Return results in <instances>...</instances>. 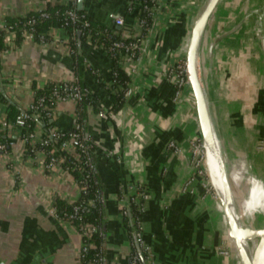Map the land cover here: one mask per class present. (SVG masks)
Masks as SVG:
<instances>
[{
  "label": "crops",
  "instance_id": "obj_1",
  "mask_svg": "<svg viewBox=\"0 0 264 264\" xmlns=\"http://www.w3.org/2000/svg\"><path fill=\"white\" fill-rule=\"evenodd\" d=\"M199 1L157 0L153 29L142 34L137 27L139 9L134 5L128 10L130 0H82L81 9L95 25L113 29L120 40L140 42L136 58L129 64L120 60L130 83L117 113L112 112L108 91L112 58L89 39L77 41L75 53L66 32L52 29L47 42L25 40L0 56V93L7 101L0 102V122L9 104L25 111L33 100V86L47 83L79 80L95 103L59 102L49 122L66 130L80 120L94 145L106 229L103 264H128L132 242L123 210L125 194L131 195L136 186H143L147 196L140 227L151 255L148 264H234L218 253L226 221L209 173L199 175L191 165L190 146L201 139L194 99L189 84L176 96L173 81L175 66L185 59ZM233 2L224 1L215 9L208 39L217 34L221 39L210 60L208 41L203 48L202 39L199 78L226 173L227 158L232 163L242 155L250 178L256 174L263 179L252 153L262 134L264 43ZM48 4L70 6L77 0H0V27L6 18L42 11ZM109 14L122 18L123 24L115 25ZM9 135L8 143L13 144L0 151V262L79 264L81 234L51 214L54 197L67 202L78 198L74 180L59 166L44 171L43 156L29 157L16 131ZM170 142L178 151L168 147Z\"/></svg>",
  "mask_w": 264,
  "mask_h": 264
},
{
  "label": "trees",
  "instance_id": "obj_2",
  "mask_svg": "<svg viewBox=\"0 0 264 264\" xmlns=\"http://www.w3.org/2000/svg\"><path fill=\"white\" fill-rule=\"evenodd\" d=\"M138 2V19L143 20V31L151 28L155 13L153 12L154 4L150 0H137ZM134 3V1H133ZM147 7V10L144 9ZM73 10L78 16L85 15L82 9H78L76 5L62 6V5H47L42 11L30 12L23 17L6 18L4 24L0 27V56L3 52L13 48L19 47L26 39V34H31L33 39L37 43H45L49 39V32L52 29H63L69 37V44L74 52L76 53L77 41H85L89 39L92 44L104 47L112 58V81L108 86L109 99L111 101L112 112H119L125 103V97L128 92L130 83L129 75L125 70L120 67V56L119 51L112 52L111 46L115 41L120 40V34L115 33L113 29L105 26L95 25L89 18L85 17L76 20L72 23L69 17L66 15V11ZM45 14V17L42 16ZM84 21L89 23L88 27H83ZM137 41V40H136ZM135 41L125 40L124 43L129 44ZM74 59L76 56L74 55ZM76 66H79V62H75ZM77 78V77H76ZM70 85L76 86L80 90L81 99L79 105L92 104L93 101L86 95L84 88L81 86L79 80L72 81ZM63 83H47L42 88H36L33 86V102L35 103L38 99H43L44 106L55 108L58 100L52 95L55 88L62 87ZM0 102H6V99L0 93ZM98 110V109H96ZM37 118H30L25 121L24 125H14L16 117L21 113L15 105L9 104L6 114V122L8 126L2 128L0 125V144L4 145V150L7 151L8 140L11 138L10 132L16 131L18 137H23L27 133L33 132L34 128L40 124L42 126V136L47 140L46 146L35 145L36 149L44 150L49 152L51 149L57 148L59 144L64 140L63 138H52L47 136V130L53 127L50 123V118L44 115V112L40 109L34 110ZM59 132L73 133L77 132L84 140V144L87 148L88 157L92 162V167L86 163L87 157L80 154L78 151L75 152H60L56 151L55 156H61L63 158L62 167L72 177L78 187L83 188L78 198L73 202H67L62 198L54 197L52 199V207L55 209L56 214L59 218L67 219L69 214L74 212L73 208L80 206L78 214L73 219H67L69 224L73 226L82 237V244L84 250L82 251V257L79 259L80 264H94V260L99 255H103V248L105 242V222L102 212V201H101V186L98 180L95 168L93 166L92 153L94 151V145L89 141L85 134L83 123L78 120L75 127H71L66 130L58 129ZM86 141V142H85ZM26 148H29L28 143L25 144ZM29 155L28 153H25ZM143 186H136L134 192L128 196L127 206L129 211L123 216L124 226L130 237L131 242L133 241L132 231L135 229L133 218L140 215L139 206L137 203V193H143ZM99 196L100 199L93 206L89 205L91 199ZM139 204L142 200L138 199ZM88 227H94L95 230L87 234ZM132 252L139 255L141 262L139 264H146V261L150 260L149 253L141 248L132 246ZM103 263V257H102Z\"/></svg>",
  "mask_w": 264,
  "mask_h": 264
},
{
  "label": "built area",
  "instance_id": "obj_3",
  "mask_svg": "<svg viewBox=\"0 0 264 264\" xmlns=\"http://www.w3.org/2000/svg\"><path fill=\"white\" fill-rule=\"evenodd\" d=\"M133 1H134V3H133ZM150 1L154 4V8L152 10L155 13L157 0H150ZM134 5H138L137 0H130V5L128 7V10H132ZM144 9L147 10V7L144 6ZM66 15L69 17V19L72 23H74L76 20H78L80 18L85 17V15L78 16L76 14V12H74L73 10L66 11ZM42 16L45 17V14H42ZM108 17H109V19L114 21L115 25H117V26H121L123 24V19L120 17H116L113 14H109ZM143 24H144V21L138 19L137 27L141 33L143 31V27H142ZM82 26L88 27L89 23L87 21H84ZM153 26H154V21H153L151 28H148L147 30H145V33H147V34L150 33L153 29ZM25 40L34 41L33 36L31 34H26ZM124 41L125 40L121 39L119 41L113 42L112 46H111V50L114 53L117 50V51H119V53L123 54V57L121 59H123V61L125 63L129 64L132 61V59L137 57V53L140 50V42H139V40H137L135 42L126 44V43H124ZM185 51H186V47H185ZM173 81H174V84L176 87L175 94H176V96H178L180 91L188 85L185 59L180 60L177 63V65L175 66V70H174V74H173ZM52 95L56 98V100H58V103L59 102H65V101H74L75 103H79V101L81 99V94H80L79 88L76 86L70 85L69 83H63L62 87L55 88L53 90ZM42 104H43V99H38V100H36L35 103L32 100V102L27 107V109L25 111L21 112L16 117V119L14 121V125L21 126V125H24L26 120H28L30 118H37L38 116L35 114V112H33L34 110H37V109L42 110L44 112V115L51 119L53 117V113H54L55 108H50V107L44 106ZM0 125L2 128H5L8 126V123L6 122V120H4V121L0 122ZM47 136L50 139H52V138H55V139L63 138L64 140L59 144V146L57 148L51 149L49 152H45L44 150H41V149H36L35 145L38 144L40 146H46L48 143L47 140H45L42 136V126L40 124H38L34 128L33 132L27 133L23 137H19V141L22 143V145L24 147L23 151L25 153H28L29 157H36L37 158L38 154H41L43 156L42 160L40 162V166L44 171H50L52 169V167H54V166H59L62 170L66 171L61 166L63 163V158L60 155L59 156L54 155L56 151L68 152V153L78 151L80 154L87 157L86 163L89 165V167H92V162L88 157L87 148L84 144V140L80 136L79 133H77V132H73V133L59 132L57 128L52 127V128L47 130ZM26 143H28L30 145L29 148H26V146H25ZM12 144L13 143L10 142V143H8V146H10ZM4 147H5L4 145L0 144V151H3ZM168 147L173 149L174 151H178L176 145L173 142H170L168 144ZM261 149L264 150V139L261 143ZM190 155H191V165L195 169L196 173L199 175L206 174L207 172H206V167H205V163H204V151H203L201 139H196L194 142H192V144L190 146ZM76 186H77L79 194H80V192L83 190V188L78 187L77 184H76ZM136 197H137L136 201L138 203L140 214H141L142 208H143V203H144V200L146 199L147 196H146L145 192H143V193H137ZM139 198L142 200V203H140V204L138 201ZM99 199H100L99 196H95V198L90 200L89 205L93 206L96 202L99 201ZM79 209H80V206L74 207L73 208L74 212L72 214H69L67 216V219L75 218L78 214ZM128 209H129V207H128ZM127 213H128V210H127V205H126L125 209L123 210V216L126 215ZM51 214H52V217L54 219L69 224V221L67 219H63V218L58 217V215L56 214V211L53 207L51 208ZM133 222L135 224V229L132 231V234H133L132 246L134 245L136 248H141V249L145 250L146 252L149 253V257H150L151 255H150L149 248L144 244V242L141 239L140 215L133 218ZM94 230H95L94 227L93 228L88 227L87 234H90L91 231H94ZM84 249L85 248L82 244L80 252L78 254V261L82 257V251ZM220 254L225 255V252H220ZM140 262H141V259H140L139 255L137 253L131 251V253L129 255V259H128V264H139ZM148 262L149 261H146V264H148ZM94 264H103L102 263V257L100 255V253L96 257V259L94 260Z\"/></svg>",
  "mask_w": 264,
  "mask_h": 264
},
{
  "label": "rangeland",
  "instance_id": "obj_4",
  "mask_svg": "<svg viewBox=\"0 0 264 264\" xmlns=\"http://www.w3.org/2000/svg\"><path fill=\"white\" fill-rule=\"evenodd\" d=\"M224 1L228 2V0H223V1L220 0L218 4H222ZM233 1H234L233 3L237 4L236 6L238 7L239 11H244L243 15L245 16V19L248 20L249 22H252L253 24L252 31L255 34V36L260 38L262 43H264V0H233ZM204 2L205 0L199 1L198 9L201 8ZM214 12L211 15V17L208 19L207 25L205 27V32L203 37V48L206 44V41L209 40L208 38L210 33L207 32L208 31L207 26L209 25L210 19L213 17ZM261 127H262L261 128L262 134L256 144V151H253L252 153V159L255 160L256 163H258V171H257L258 176H260V178L263 179L250 178V173L248 172V167H247V161L244 157H242V155H238L234 157V161L232 163L229 161L227 157H225L227 158V163H228L227 177H228L230 189L234 196L235 207L237 209V212H239L238 213L239 216L240 213L243 216V218H241L242 227L249 229H259L262 228L264 225V150L261 149V143L264 139V114L262 117ZM204 163L206 167V161ZM229 167L231 169H229ZM257 183L259 184V186L255 185ZM251 191H253L256 194L255 197L258 196L257 200L252 199V194L249 193ZM223 235H224V240L222 242L223 243L222 247L218 252L219 255L222 257H228L230 259H233L234 264H241L240 258L235 249L233 241L228 236V225L226 222H225ZM257 242H258L257 240H252L251 242H249V248L251 252H253V250L255 249L254 247H256ZM220 252H225V255L220 254Z\"/></svg>",
  "mask_w": 264,
  "mask_h": 264
},
{
  "label": "water",
  "instance_id": "obj_5",
  "mask_svg": "<svg viewBox=\"0 0 264 264\" xmlns=\"http://www.w3.org/2000/svg\"><path fill=\"white\" fill-rule=\"evenodd\" d=\"M219 1L220 0H209V2L206 3V7L204 8V10L202 8L205 2L202 4L201 8L198 9L194 24L191 28L190 35L187 40L186 51H185V63H186L187 80H188L189 88L191 90V93L194 99L198 121L200 125L202 143L204 144V142L206 141L207 134L209 132H212V138L214 141H215V138L217 139L213 148H214L215 157L217 158L216 162L218 163L220 181H221L222 187L224 188V190L228 193L230 197L231 206L234 207L235 201H234V196H233V193L230 189V185L228 182V177H227V173L225 169L224 155L221 149L220 140L217 135L215 124L213 123V120L208 111L204 90L201 86L199 72H198L199 55H200L202 39H203L204 32H205V27L207 25L208 19L211 17L213 12L215 11ZM77 7L78 9L82 8V0H77ZM220 39H221V36L219 34L214 35L213 37L210 38L207 48H206V52H207V56L209 60L211 59L213 48L220 41ZM208 178L210 181L211 177L209 174H208ZM252 178L256 179V176L252 175ZM210 183H211V186L214 192L218 196L215 188L212 185V181H210ZM218 198L222 205L224 217L226 218L225 211H224V203L222 202V199L219 196ZM125 201L128 203V197L126 194H125ZM127 210L129 211L128 206H127ZM226 223L228 225V236L233 241V244L238 253V256L241 257V252L238 246L239 243L236 240L243 239V240H250V241L252 240L258 241L255 249L253 250L252 264H259L261 257L264 253V225L262 228H259V229L241 228L237 231H230L229 230L230 226L227 220H226ZM0 264H4V263L0 262Z\"/></svg>",
  "mask_w": 264,
  "mask_h": 264
},
{
  "label": "bare ground",
  "instance_id": "obj_6",
  "mask_svg": "<svg viewBox=\"0 0 264 264\" xmlns=\"http://www.w3.org/2000/svg\"><path fill=\"white\" fill-rule=\"evenodd\" d=\"M207 2H209V0H205V4L203 5V8H202L203 10L206 7ZM200 58H201V56H200ZM206 129H207V127H206ZM215 143H216V139L214 141L212 138V132H209L207 134L206 141L204 142V144H202L203 151H204V157H205L204 160L206 161V169H207V171L211 177L213 187L215 188L218 196L222 199V202L224 203V208H225L226 215H227V222L230 226L229 227L230 231H237V230L243 228L242 224H241V218H243V216L241 215V213H240L241 217L239 216V214H238L239 212H237L235 205H234V207L231 206L230 197H229L228 193L222 187V184L220 181V176H219V171H218V163L216 162L217 158L215 157L214 148H213ZM255 185L259 186L258 183ZM251 194H252V199H256V200L258 199V196L255 197L256 194L253 191H251ZM241 208H242V205H241ZM236 241L239 243L238 246H239V250L241 252V257L239 256L240 263L241 264H252L253 252H251V250L249 248V242H251V241L250 240H243V239L236 240ZM259 264H264V253L261 257Z\"/></svg>",
  "mask_w": 264,
  "mask_h": 264
},
{
  "label": "flooded vegetation",
  "instance_id": "obj_7",
  "mask_svg": "<svg viewBox=\"0 0 264 264\" xmlns=\"http://www.w3.org/2000/svg\"><path fill=\"white\" fill-rule=\"evenodd\" d=\"M211 19H212V18H211ZM211 19H210L209 25L207 26V28H208V31H207V32H208V33L210 32ZM245 20H246V19H245ZM209 36H210V35H209ZM210 38H211V37H210ZM209 40H210V39H209ZM209 40H208V42H209ZM208 42H207V43H208Z\"/></svg>",
  "mask_w": 264,
  "mask_h": 264
}]
</instances>
